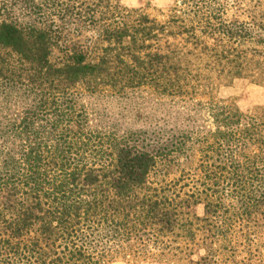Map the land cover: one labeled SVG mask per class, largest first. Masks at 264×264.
Returning a JSON list of instances; mask_svg holds the SVG:
<instances>
[{
	"label": "trees",
	"instance_id": "1",
	"mask_svg": "<svg viewBox=\"0 0 264 264\" xmlns=\"http://www.w3.org/2000/svg\"><path fill=\"white\" fill-rule=\"evenodd\" d=\"M30 1L38 19L97 20L100 46L55 63L60 21H0V264H231L239 246L241 264H257L264 106L242 112L213 93L233 76L264 86V0H176L163 19L117 0ZM141 85L211 117L186 136L192 171L156 177L184 141L117 134L83 102Z\"/></svg>",
	"mask_w": 264,
	"mask_h": 264
},
{
	"label": "rangeland",
	"instance_id": "2",
	"mask_svg": "<svg viewBox=\"0 0 264 264\" xmlns=\"http://www.w3.org/2000/svg\"><path fill=\"white\" fill-rule=\"evenodd\" d=\"M176 0H117L120 5L126 7H140L145 13L157 19H163V13L174 4ZM30 0H0V21L27 23L43 20L50 23L51 20L62 24L61 36L57 44L51 47L50 59L59 63L65 55L66 49L86 51L88 56H95L98 52V34L100 23L90 19L66 17L58 19L52 13L39 16L35 13ZM161 11V12H160ZM231 12V10H230ZM234 13V9H232ZM242 19L243 16L236 17ZM59 23V24H60ZM214 99L232 102L242 111H248L255 106H264V86L252 82L245 77L233 76L226 85L219 86L213 93ZM83 102L91 113L105 128L115 131L117 134L135 136H153L162 134L163 137L173 135L179 137L180 144L177 150L169 149L165 158L159 162L156 177H173L179 174L180 169L192 171L196 165L198 146L190 143L186 136L197 135L203 129H212V119L206 109L192 107L191 103L184 104L180 98L172 95H162L147 85L125 86L118 90L103 87L93 96H83ZM182 137V138H181ZM181 138V139H180ZM185 145V146H182ZM195 212L201 215L202 204L194 207ZM251 252L256 253V263L264 264V236L260 237L257 246H250ZM239 246L235 256L229 258L228 263L241 264L249 254ZM253 256H250L252 262ZM258 258L262 262H258ZM249 259V260H250ZM248 260V261H249ZM106 264H166L149 263L144 261L116 260Z\"/></svg>",
	"mask_w": 264,
	"mask_h": 264
}]
</instances>
